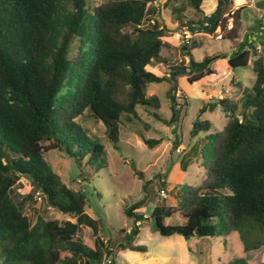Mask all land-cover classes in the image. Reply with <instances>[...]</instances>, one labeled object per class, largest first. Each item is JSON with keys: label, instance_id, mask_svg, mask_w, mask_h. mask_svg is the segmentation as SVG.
<instances>
[{"label": "trees", "instance_id": "trees-1", "mask_svg": "<svg viewBox=\"0 0 264 264\" xmlns=\"http://www.w3.org/2000/svg\"><path fill=\"white\" fill-rule=\"evenodd\" d=\"M157 1L105 0L95 5L92 0H0V264H103L114 256V248L99 234L97 219L86 212L84 190L68 186L45 154L59 150L80 162L88 157L96 170L108 167L106 145L80 117L90 114L102 121L116 146L124 124L143 120L139 106L160 110L161 98L148 95V88L167 81L172 116L152 114L175 129L182 118L180 107L188 103L179 78L187 76L194 83L212 75L220 58H228L232 70L252 63L255 80L244 98L255 120L240 118L229 99H220L230 118L223 130L207 136L202 181L183 188L179 184L183 192L177 193L176 204L160 202L146 218L135 205L126 206L125 212L136 221L152 219L165 237L238 232L245 252L264 246V51L240 41L243 5L235 9V0H218L206 14L204 0H186L199 18L181 27L211 34L219 30L237 49L198 61L192 54L198 42L193 40L185 50L179 46L188 62L177 61L176 47L163 40L172 29L158 18ZM75 40L78 51L70 56ZM159 64L167 68L161 75L147 68ZM211 126L198 117L192 134ZM138 135L149 147L159 143ZM21 191L27 193L22 196ZM37 192L46 206L76 221L39 217L33 224L24 208ZM178 213L185 223H166ZM84 225L93 228L94 247L80 234ZM139 233V226L126 232L120 248L148 251L135 244ZM225 264L250 263L242 257Z\"/></svg>", "mask_w": 264, "mask_h": 264}, {"label": "rangeland", "instance_id": "rangeland-1", "mask_svg": "<svg viewBox=\"0 0 264 264\" xmlns=\"http://www.w3.org/2000/svg\"><path fill=\"white\" fill-rule=\"evenodd\" d=\"M92 1L98 5L105 0ZM156 4L160 9L158 18L172 29L163 40L176 47L177 61L184 60L187 63L188 58L179 50L178 33L181 25L197 21L199 15L186 0H158ZM238 4L236 2V5ZM216 5L217 1L212 3L211 0H204L202 8L209 14ZM241 14L240 40H247L249 46L251 44L257 47L258 51H264V0H246ZM195 28L194 40L198 45L192 49V54L196 60L200 61L206 55L214 53L231 52L233 43L220 39L219 30L211 34L199 27ZM69 51L70 56L77 53V40L71 43ZM213 67L216 73L194 83H190L187 76L179 78V86L188 103L180 107L182 118L175 129L152 114L158 112L168 119L172 116L166 95L171 83L167 81L152 83L148 88V95L157 94L161 98L160 110L139 106L143 120L124 124L116 146L107 137L106 125L102 121L92 118L90 114L80 117L78 120L85 128L106 145L104 156L108 160V167L96 170L95 166L87 163L88 157L80 162L59 150H51L45 154L50 165L68 186L84 190L86 212L97 219L99 234L114 248L115 254L111 257L114 264H225L242 257L250 264H264V246L245 252L238 232L217 234L214 237L195 235L186 238L179 234L165 237L155 230L152 219L136 221L125 212L126 206L135 205L138 207L135 211L146 218L152 208L160 202L176 204L177 193L183 192L179 184L183 188L202 181V152L204 144L208 142L207 136L223 130L230 118V113L220 99H229L228 105L233 106L240 118L246 115L255 120L253 109L245 104L244 98L252 92L255 80L252 63L247 67L236 68L230 73L227 60L220 58L213 63ZM147 68L158 74L166 72L164 69H151L149 66ZM198 117L201 121H211L212 126L208 131L201 130L198 134H192L193 124ZM140 132L147 138L159 140V143L149 147L138 135ZM131 163L144 173L143 177L135 174ZM162 189L166 190L167 196L161 194ZM21 192L22 196L27 193ZM24 213L33 224L39 217L46 220L76 221L68 214L46 206L38 192L28 199ZM185 222L186 218L180 213L166 220L168 224ZM135 226H139L140 230L135 244L147 246L146 252L120 248L124 234ZM80 234L89 246L94 247L96 235L91 226L84 225Z\"/></svg>", "mask_w": 264, "mask_h": 264}, {"label": "built area", "instance_id": "built-area-1", "mask_svg": "<svg viewBox=\"0 0 264 264\" xmlns=\"http://www.w3.org/2000/svg\"><path fill=\"white\" fill-rule=\"evenodd\" d=\"M238 2V0H235V3ZM246 0H242L241 2H238L239 4L235 6V9H237L239 6H242L243 3H245ZM233 25V19H231L230 21V27ZM194 35H195V31L191 30L188 26H183L180 28V32L178 33V36H179V39H180V42L179 44L180 45H183V46H186L187 48L189 46L192 45V42L194 40ZM218 37L220 39L223 38V34L220 32ZM242 41V40H240ZM246 48H249V45L246 44ZM237 47H233L231 52H233L234 50H236ZM161 194L163 196H167V192L166 190L162 189L161 190ZM111 257H113V255H110L109 257L105 258L103 264H109V263H114L113 260L111 259Z\"/></svg>", "mask_w": 264, "mask_h": 264}, {"label": "crops", "instance_id": "crops-1", "mask_svg": "<svg viewBox=\"0 0 264 264\" xmlns=\"http://www.w3.org/2000/svg\"><path fill=\"white\" fill-rule=\"evenodd\" d=\"M215 1H218V0H211V2L212 3H215ZM217 6V5H216ZM215 10V9H214ZM213 10V11H214ZM179 42H180V39H179ZM179 46H180V44H179ZM226 60H227V62H228V58H225ZM149 67H151V69H157V70H160V69H164V70H167V68L164 66V65H162V64H159V65H155V66H151V65H149ZM230 67V66H229ZM154 71V70H153ZM229 71H230V73L232 72H234L232 69H231V67L229 68ZM154 73H156V72H154ZM156 74H158V73H156ZM159 75H161V74H159ZM222 97V96H221Z\"/></svg>", "mask_w": 264, "mask_h": 264}, {"label": "water", "instance_id": "water-1", "mask_svg": "<svg viewBox=\"0 0 264 264\" xmlns=\"http://www.w3.org/2000/svg\"><path fill=\"white\" fill-rule=\"evenodd\" d=\"M183 49L185 50V49H187V47L186 46H183Z\"/></svg>", "mask_w": 264, "mask_h": 264}, {"label": "bare ground", "instance_id": "bare-ground-1", "mask_svg": "<svg viewBox=\"0 0 264 264\" xmlns=\"http://www.w3.org/2000/svg\"><path fill=\"white\" fill-rule=\"evenodd\" d=\"M242 0H238V2H241Z\"/></svg>", "mask_w": 264, "mask_h": 264}]
</instances>
